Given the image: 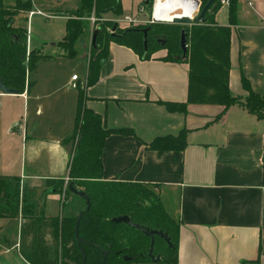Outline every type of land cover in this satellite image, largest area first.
Here are the masks:
<instances>
[{"label":"crops","instance_id":"1","mask_svg":"<svg viewBox=\"0 0 264 264\" xmlns=\"http://www.w3.org/2000/svg\"><path fill=\"white\" fill-rule=\"evenodd\" d=\"M135 1L122 0L124 16H134L144 6V0ZM79 4L76 1L73 7L60 10L72 11ZM33 5L28 18L37 11L49 18H69V12ZM225 6L228 14L220 23ZM17 16L15 25L20 26ZM215 18L218 24H228L229 5L223 3ZM28 47L32 49L29 43ZM162 55L154 53L143 59L133 49L112 43L99 80L85 88L86 104L103 116L107 127L135 131V135L112 134L106 139L103 177L158 185L166 211L180 221L175 264H256V260L264 264V119L240 104L229 106L219 119L223 106L217 104H190L187 113L169 111L160 100H187L189 64ZM231 63L234 95L247 94L242 75L254 91L264 94V0H238ZM74 74L67 78V92L74 88ZM80 80L79 76L77 84ZM32 87L30 80L23 93H5L0 88V108L4 107L2 99L9 98L23 101L28 110ZM75 89L74 99L56 105L63 111L61 120L66 115V121L50 126L57 130L55 135L51 132L43 137L39 126L30 128L29 119H21L15 112L6 117L8 125H0L3 137L9 135L14 143L22 141L25 156L20 174L3 170L0 174L19 175L38 199V211L46 216L58 215L63 207L64 194L50 187L49 180L68 183L72 155L66 146L75 132ZM44 110L40 103L38 112L43 115ZM183 128L188 130L183 150L147 147L156 137L176 135ZM67 209L69 213L72 208ZM20 225L21 217L0 218V264H30L19 250Z\"/></svg>","mask_w":264,"mask_h":264},{"label":"trees","instance_id":"2","mask_svg":"<svg viewBox=\"0 0 264 264\" xmlns=\"http://www.w3.org/2000/svg\"><path fill=\"white\" fill-rule=\"evenodd\" d=\"M180 10L189 12L193 18L196 11L208 0H173ZM152 0L143 5L151 15ZM238 0H229V23L216 21L222 1H216L206 12L205 22L180 24L174 22L140 23L121 27L117 17L124 15L122 0H80L78 8L70 11L67 33L59 43L69 57L78 54L76 43L91 35L88 70L84 85L78 83V103L75 132L71 139L75 145L69 165V179L49 180V186L64 194L61 213L46 216L38 211L31 190L19 175L0 174V218L21 217L19 250L30 264H82L83 256L75 234L76 220L83 213L79 224V236L85 240L86 264H132L151 262L148 252L151 236L128 223H117L114 217L128 215L133 223L162 230L171 245L159 235L155 236V256L160 255L164 264L178 261L180 221L165 209L158 185L140 181L110 180L103 177V149L112 134L135 135L132 128H109L103 116L86 104L87 86L100 78V69L109 57L110 45L118 43L133 49L143 59H149L157 38L167 40L162 47L168 49L163 59L189 64V85L186 101H164L171 112H188L194 103L222 105L221 118L233 104L244 106L249 112L264 119V94L253 90L250 81L242 75V85L247 94L234 95L230 87L232 26L237 22ZM32 0H0V77L4 85L23 93L30 83L29 73L37 61L45 57L38 49H29L28 29L15 25V17L21 12L33 11ZM94 14L93 26L89 17ZM112 15V16H108ZM165 18L166 16H155ZM175 18V17H169ZM118 23L115 32L113 27ZM151 26L148 34V52L145 57L144 34L139 28ZM182 28H185L187 54L179 47ZM96 33L95 39L94 35ZM121 34V36L117 35ZM180 56V57H178ZM187 129L178 134L158 136L147 144L149 149L183 150L187 145ZM85 192L91 201L87 210L84 197L74 193L69 185ZM71 196L82 202L80 209L67 213ZM29 203V205H28ZM34 208V209H33ZM103 249L109 250L104 259ZM125 256L131 259H125ZM259 260H256L258 264Z\"/></svg>","mask_w":264,"mask_h":264},{"label":"rangeland","instance_id":"3","mask_svg":"<svg viewBox=\"0 0 264 264\" xmlns=\"http://www.w3.org/2000/svg\"><path fill=\"white\" fill-rule=\"evenodd\" d=\"M5 1L11 3L15 0ZM76 1H78V3L80 2V0H33V3L35 2V7L37 9H53L55 11H58L57 9H59V11L68 14L70 10L60 9L73 7ZM135 2H137V0ZM199 10L196 11L195 16H197ZM129 12L131 13L132 10H130ZM44 13L37 11L36 14L33 13L30 18H28V13L19 14L16 18V23L28 29L29 31V46L32 49L40 50V54H44L45 57L40 58L37 61L34 69H32V71L29 73V79L33 82V87L31 88V99L29 100L30 103L28 110L23 101H13L9 98L2 99L4 107L0 108V125H8L6 117L10 113L15 112L20 115L21 119H23V117L29 119L30 128H32L33 125L39 126L41 135L43 137H47L48 135H51V132L53 135L57 133V130L52 131L50 129L51 125H54V127L59 126L60 124H62L64 118L66 121L65 114V116H63V119L61 120L63 111H59L56 105L59 104L60 101L65 103L68 100L70 101L72 98L74 99L75 97V91H77V89L73 88L70 92L66 91L67 78L70 77L73 73H76L80 76V82L82 84L86 80L89 59L88 55L91 46V35L83 37V41L79 40L76 43V48L78 50L77 56L69 57L64 53V49L59 44L66 36V24L68 19L64 17L49 18L48 15H45ZM227 14L228 7L225 6L218 19L220 23H224L222 16H226ZM136 15L138 18L146 20L145 22H143V24H145L147 20L151 18L147 9H145L143 13H139V10H137V13L134 16ZM155 15L166 17L190 16L188 11L178 9L175 6L173 0L157 2ZM89 19L91 22V26H93L96 21V17L94 16V14H92ZM120 26L123 28L130 27L127 23H123V25L120 24ZM158 44V47H154L152 54L158 53L163 54V57H167L169 54L168 49L162 47V44L160 42H158ZM85 56L86 58H84ZM40 103H42L45 107L43 115L38 112ZM14 104H17V106H15ZM71 123L72 117L70 118V124ZM13 125L14 123L12 124V126ZM24 163V144H22V141L20 140L19 142L14 143L9 135L3 137L0 134V170H3L4 172L9 171L14 174H20ZM37 201L38 199H34L30 202H33L35 204V202ZM70 203L71 204L68 207V209L72 208L70 213H74L82 206V202L78 198H73L72 196ZM132 264L163 263H154L153 261L150 263L135 261Z\"/></svg>","mask_w":264,"mask_h":264},{"label":"water","instance_id":"4","mask_svg":"<svg viewBox=\"0 0 264 264\" xmlns=\"http://www.w3.org/2000/svg\"><path fill=\"white\" fill-rule=\"evenodd\" d=\"M216 1H223V0H208L205 3V5L202 8H200L199 13L197 14V16H194L193 18L187 17V16H178V17H175L173 19V22L174 23H180V24H191L192 22H199V21L205 22L206 21V18H205L206 12L210 9V7ZM117 25H118V23L116 22L114 24V27H113V32H115ZM150 29H151V26L139 28V30H141L143 32V34H144L145 53H144L143 57H145L147 52H148V41H149L148 34H149V30ZM96 33L97 32H95L94 39H95ZM117 35L121 36V34H117ZM181 47H182V50H183V54H182L181 57L184 58L186 56V54H187V45H186L185 30L184 29L182 30ZM178 57H180V56H178ZM0 88L5 93H13V94L14 93H18V91L16 89L9 88L6 85H4L2 80H1V77H0ZM74 145H75V139L70 140V142L67 144L66 150H67L69 155H72ZM69 188L74 193L84 197V199L86 200V203H87V210H89L90 207H91L90 197L85 192L75 189L72 186V184L69 185ZM82 215H83V213L80 212L79 215H78V218L76 220L75 234H76V238H77V241H78V246L81 249L82 256H83L82 264H86L87 255H86V252H85V250L83 248V243H85V240L82 239L79 236V224H80ZM112 220L114 222H117V223H128V224L132 225L133 227L139 228L144 234L151 236L152 242H151V247L149 249L148 254H149V256L151 257V259H152V261L154 263H158V262L161 261V256L160 255L155 256L154 253H153L155 236L156 235L161 236L162 238H164L169 243V245H171L168 235L166 233H164L162 230L150 229L149 227H145V226L133 223L130 220V217L128 215H122V216L114 217V218H112ZM108 254H109V250H104L103 249L104 259L107 257ZM125 259H131V257L125 256Z\"/></svg>","mask_w":264,"mask_h":264},{"label":"built area","instance_id":"5","mask_svg":"<svg viewBox=\"0 0 264 264\" xmlns=\"http://www.w3.org/2000/svg\"><path fill=\"white\" fill-rule=\"evenodd\" d=\"M165 0H152V9H151V18H149L147 20L146 23H153V22H173V21H166V20H162L159 18L155 17V8H156V4L157 2H162ZM222 3L229 5V0H223ZM145 10V7L142 6L141 8H139V13H143V11ZM94 19V18H93ZM117 22H119L121 25H123V23H127L129 26L132 25H137L140 23L145 22L146 20H143L141 18H138L137 15L136 16H132V15H125L122 18H118L116 19ZM72 79L74 80V82L71 84L72 87L77 88L78 84H77V80L79 79V76L77 74H74L72 76Z\"/></svg>","mask_w":264,"mask_h":264},{"label":"flooded vegetation","instance_id":"6","mask_svg":"<svg viewBox=\"0 0 264 264\" xmlns=\"http://www.w3.org/2000/svg\"><path fill=\"white\" fill-rule=\"evenodd\" d=\"M185 30V28H182V30ZM185 33H186V31H185ZM181 37H182V32H181V36H180V43H179V47L181 48V50H182V47H181ZM157 42H160L161 44H166L167 43V40L165 41V38H163V37H159V38H157ZM182 52H183V50H182ZM151 262H152V259H151ZM164 264V263H163Z\"/></svg>","mask_w":264,"mask_h":264},{"label":"bare ground","instance_id":"7","mask_svg":"<svg viewBox=\"0 0 264 264\" xmlns=\"http://www.w3.org/2000/svg\"><path fill=\"white\" fill-rule=\"evenodd\" d=\"M159 19L166 20V21H173L174 18L165 17V18H159Z\"/></svg>","mask_w":264,"mask_h":264}]
</instances>
